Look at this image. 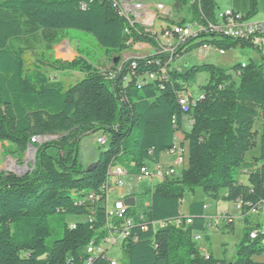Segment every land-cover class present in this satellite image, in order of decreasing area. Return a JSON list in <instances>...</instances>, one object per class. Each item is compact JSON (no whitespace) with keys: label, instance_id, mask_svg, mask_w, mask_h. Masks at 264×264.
Instances as JSON below:
<instances>
[{"label":"trees","instance_id":"obj_1","mask_svg":"<svg viewBox=\"0 0 264 264\" xmlns=\"http://www.w3.org/2000/svg\"><path fill=\"white\" fill-rule=\"evenodd\" d=\"M115 1L0 0V142L24 153L33 137H57L38 147L31 173L0 175V264H85V247L106 235V186L111 169L122 168L127 176L135 177L143 167L160 165L161 157L179 144L178 134L184 137L179 145L186 148V164L176 177L153 187L142 220L130 209V216L136 217L132 235L138 240L124 242V264H226L203 253L195 242L194 234L207 231L205 203H192L188 217H182L185 191L200 187L214 200L241 202L245 215L264 200V125L260 155L246 159L257 145L255 121L264 116V64L236 65L234 72L207 64L174 70L164 81L138 84L134 78L128 83L119 80L112 87L78 52L72 62H51L58 72L84 76L67 85L58 77L50 78L43 66L28 64L25 53L11 46L14 39L36 35L52 46L64 32L81 31L112 58L115 69L121 61L115 65V59L138 45L155 46L151 36L129 27L114 7ZM172 7L178 17L186 12L182 23H213L217 13L224 12L217 11L213 0H174ZM257 13V0H249L243 19ZM207 43L215 50L241 45L261 51L249 42ZM200 45L186 48L178 59ZM157 71L151 62L142 61L136 70L138 75ZM199 73H207L209 82L195 99L189 88ZM184 94H190L186 110L181 105ZM186 122L188 131L183 129ZM97 131L107 141L110 138V145L87 172L78 164L79 142ZM236 175L247 176V184L236 180ZM67 217L85 219L68 224ZM180 217L181 226H157ZM187 220L192 223L186 224ZM227 229L232 230L233 223ZM260 230L245 229L232 264H262L253 261L264 254ZM253 231L257 236L251 240ZM205 239L210 242L209 236ZM94 264L107 261L95 258Z\"/></svg>","mask_w":264,"mask_h":264},{"label":"rangeland","instance_id":"obj_2","mask_svg":"<svg viewBox=\"0 0 264 264\" xmlns=\"http://www.w3.org/2000/svg\"><path fill=\"white\" fill-rule=\"evenodd\" d=\"M145 4H166L169 6L174 5V0H138ZM216 4L217 11H226L230 7L232 0H213ZM238 6L245 8V0H237ZM261 5L263 0H260ZM183 15V14H182ZM178 16V15H177ZM177 20L178 18H173ZM160 25H166L165 22H158L157 27ZM63 38L57 44L49 46L47 42L42 38L41 35H36L33 37H21L19 39H14L11 42V46L15 49L22 50L25 53V58L28 64H39L43 66L46 74L52 78H59L60 81H64L67 85H74L81 81L84 76L80 73H70V72H58L51 65L52 61H61L63 63L72 62L76 57H78V52L83 56L87 57L97 68V70L106 78L112 71L113 62L112 58L106 56L103 49H101L95 39L84 32L76 30H68L64 32ZM162 40V39H161ZM164 42V41H163ZM163 45V44H162ZM259 46L261 51H258L253 46H241L237 45L226 51L214 50L213 48L202 52L201 50H194L191 53L183 56L177 61V68L183 70V68L199 67L207 64L217 66L226 72H234L232 68L236 65H250L253 64L260 67L264 64V41L262 44H256ZM134 53H140L138 50H132L126 57L133 56ZM123 58V57H122ZM118 60L120 58H117ZM118 63V62H117ZM116 63V64H117ZM115 64V63H114ZM115 64V65H116ZM209 82V75L207 73H199L191 82L189 93L197 99L201 95V88L207 85ZM256 132V147L249 151L246 155L248 161L260 155V135L262 132V126L260 121H255L254 129ZM104 133L102 131H97L95 133H90L81 138L79 142L78 149V164L86 170L89 166L94 164L100 153L109 148L110 138H108L107 144L101 146L98 143V139L103 137ZM34 138V137H33ZM32 138V139H33ZM55 136H47L46 140L40 142L32 143L28 147L27 151L24 153L18 152L12 145L7 142H0V175L3 174H13L17 177H24L31 173L36 168L37 161V151L38 147L42 146L51 140L56 139ZM31 139V140H32ZM33 155H31V153ZM51 155H56V151L50 150ZM163 162H173L175 163L176 156L167 157L165 154L162 157ZM163 169L167 168L166 164H162ZM177 169L181 170L182 167L175 165ZM124 182L126 187L129 185L135 188V199L137 201L136 209L138 212H145L151 204V194H152V181L144 179L143 181H138L132 176H125ZM236 180H239L243 184H247V176L236 175ZM114 183V179L111 180ZM158 183L155 182V186ZM154 186V185H153ZM118 195V190L110 195V202L116 200ZM222 196V194H221ZM204 202L209 207V214H223L228 212L232 205L230 203L222 200H214L208 197L202 190V188L197 187L194 191L186 190L182 202L181 210L184 216L188 215V207L191 203ZM264 210H261L255 216H251L253 222H263V217H258ZM233 217L234 226L232 230L225 227V221L223 219L219 221L218 226H208L207 234L210 236V242L205 239V233L202 234L204 237L201 241H197L199 249L204 253V249L209 250L214 259L224 260L226 264H231L234 262L237 247L242 241L246 226L244 223V218L239 215L236 209H232L230 212ZM84 217H67V223L73 224L83 221ZM215 222L214 220H211ZM227 226V225H226ZM119 246L115 247L110 251V257L117 262L123 259L122 252ZM253 260L257 263L264 264V254L261 256L254 257Z\"/></svg>","mask_w":264,"mask_h":264},{"label":"built area","instance_id":"obj_3","mask_svg":"<svg viewBox=\"0 0 264 264\" xmlns=\"http://www.w3.org/2000/svg\"><path fill=\"white\" fill-rule=\"evenodd\" d=\"M114 7L118 8L120 15L125 18L130 28L136 29L138 33H145L151 36L155 41L154 47L138 45L135 49L141 52L136 56L126 57L122 56L120 63L112 69L109 76L106 78L112 87L115 82L122 80L123 83H128L129 80L136 79L138 84H146L155 81H164L167 79V74L174 70L181 71L177 68V60L179 55L183 53L186 48L191 46H199L197 50L205 52L214 46L207 42H220L222 40H234L237 42H249L254 45L262 44L264 41V23L248 21L243 19L239 14L231 10L224 12H218L215 22H206L201 24L199 22H185V14L181 17L177 16L176 11L172 6L158 3V4H145L138 0H117L114 2ZM177 17L175 20L173 18ZM158 22H165L166 25H160L157 27ZM170 34L182 35V46L178 50L165 51L162 50V46H158V36H165V39L170 40ZM207 37V38H204ZM215 50V49H214ZM151 62V66L158 68L157 72L146 73L145 75H138L136 70L139 68V62ZM243 67H246L245 65ZM237 76V75H235ZM189 95L184 94L181 96V103L189 106ZM261 126L264 125V116L260 118ZM47 137H35L31 141L32 143L46 140ZM98 143L105 145V137L98 139ZM168 155H175V163L172 167L163 169L162 165H154L153 169L149 167H143L140 170V174L135 176L138 181L144 179L151 180L152 182L164 183L177 175V167L179 165L182 168L186 164V148L176 145L175 149ZM127 176V172L122 168H113L110 171L111 180L114 179V183L109 182L106 186L107 192V212H106V226L104 231L106 235L100 239L92 240L84 249L85 264H94L95 258L107 261V264H124L123 260L120 262L115 261L110 257V251L119 246L121 252L123 251L124 242L133 241L137 242V237L132 235L135 224V218L130 216V209L133 207H127L123 199L110 202V195L117 190L125 188L124 177ZM136 206V201H135ZM250 207V205H247ZM236 209L244 216H250L258 214L261 210H264V200L258 204L257 209L249 211L246 215L243 211V204L237 202L235 204ZM135 209V208H134ZM136 216L139 219H143V213L138 212ZM226 224H232L233 219L224 216ZM184 220L177 218L173 221H163L157 226H168L174 224L181 226ZM191 220H187L186 224H191ZM138 228L145 231L147 228L139 226ZM264 234V229L260 230ZM257 236V231H253L250 234V239L254 240ZM204 237L202 234H194L195 242L201 241ZM209 259V256L206 255Z\"/></svg>","mask_w":264,"mask_h":264},{"label":"crops","instance_id":"obj_4","mask_svg":"<svg viewBox=\"0 0 264 264\" xmlns=\"http://www.w3.org/2000/svg\"><path fill=\"white\" fill-rule=\"evenodd\" d=\"M245 2H246L245 8H242V7L238 6L239 4H238L237 0H232V3L230 4V7L228 9H226V11L227 10H231V11L235 12L236 14H239L241 17H244L249 11V0H245ZM257 2H258V13H257V15L255 17L247 19V20L248 21L263 22L264 23V0H263L262 5H261L260 0H257ZM126 54H128V53L123 54V56H125ZM136 55H137V53L133 54V56H136ZM183 129H184V131H188L190 129V125H189L188 122L184 123ZM176 141L179 144L183 143L184 142L183 135L182 134H178L177 138H176ZM165 155L167 157H172V156H170L168 154H165ZM162 157H161V161H160L162 164H166L167 167H172L174 165L173 159H172V162L164 163L163 160H162L163 159ZM148 167H149V169H153L154 165H150ZM153 185L155 186V182H152V189L154 187ZM134 194H135V188H134V186L129 185V182H128V186L127 187H126V184H125V188L124 189L118 190V195L116 197V200L123 199L125 201L127 198H134L135 199V195ZM135 201H136V199H135ZM136 204H137V201H136ZM230 205H232V206H231V208H229L228 212H224L223 214H221V215L219 214L218 215V214H209V212H208L209 211L208 210L209 207H208V205L205 204V216H206V220H207V222H206L207 223V227L208 226H213V225L218 226L219 225V221L220 220L223 221V217L224 216H228V217L233 219V217L231 216L230 212H231L232 209H236V207H235V204L230 203ZM134 207L136 209V206H134ZM188 214H189V207H188ZM181 215L184 216L182 214V210H181ZM239 215L244 218V223H245V220L248 221L247 223H245L246 228L248 227L250 229H264V220H263V222H253L254 220L251 219V216H244L241 212H239ZM252 216H255V215H252ZM184 217H188V215L184 216ZM258 217H263L264 218V211ZM211 220H214L215 222H212ZM226 225L227 224L225 222V227L227 228ZM233 226H234V222H233ZM207 230H208V228H207ZM206 232H205V238H206V236H209ZM209 238H210V236H209ZM206 252L212 254L209 250L204 249V253H206Z\"/></svg>","mask_w":264,"mask_h":264},{"label":"bare ground","instance_id":"obj_5","mask_svg":"<svg viewBox=\"0 0 264 264\" xmlns=\"http://www.w3.org/2000/svg\"><path fill=\"white\" fill-rule=\"evenodd\" d=\"M158 38H159L160 43H161L160 46L163 47L162 50H165V51H174V50H177V48L179 47V45L182 44V35H180V34H170V40L169 39H165V36H159ZM181 105L183 106V108L185 110V104L184 103H181ZM106 141H107V139L105 137V143H106ZM31 155H33V153H31ZM133 208H135V207L133 206ZM182 217H184V216H182Z\"/></svg>","mask_w":264,"mask_h":264},{"label":"water","instance_id":"obj_6","mask_svg":"<svg viewBox=\"0 0 264 264\" xmlns=\"http://www.w3.org/2000/svg\"><path fill=\"white\" fill-rule=\"evenodd\" d=\"M118 62V59L116 58L115 59V61H114V63L116 64ZM95 163L94 164H92L91 166H89L87 169H86V171L87 172H90V171H92L93 170V168L95 167ZM125 205L127 206V207H133V206H135V199L134 198H127L126 200H125Z\"/></svg>","mask_w":264,"mask_h":264}]
</instances>
